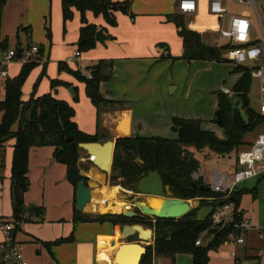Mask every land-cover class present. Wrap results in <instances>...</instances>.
Returning <instances> with one entry per match:
<instances>
[{"label":"trees","instance_id":"obj_1","mask_svg":"<svg viewBox=\"0 0 264 264\" xmlns=\"http://www.w3.org/2000/svg\"><path fill=\"white\" fill-rule=\"evenodd\" d=\"M260 1V0H259ZM7 0H0V12ZM80 15L81 27L77 41V49L87 52L96 46L95 35L98 28L87 23L85 13L91 12L95 17L101 16L108 26H115L116 13L133 17L131 2H115L113 0H61V12L63 29L65 24L73 17V11ZM168 21L177 29V35L182 40L183 52L178 58L186 62L207 61L225 62L222 55L233 48L230 43L220 47L206 46L200 34L187 29L184 25V16L175 13L168 16ZM6 44H0V50H6ZM228 62V61H227ZM114 63L112 61H99L89 66L86 76L79 72L74 76L84 83L85 95L98 115L104 110H124L125 103L108 101L100 93L99 86L102 82L112 79ZM35 63L23 64L19 73L14 78H6L3 83L4 95L0 101V154L5 150V144L14 140L12 146V160L10 167V198L15 221L12 232L14 237L18 231V224L26 221L25 213L30 212L42 223L44 208L35 207L30 210L25 207L24 195L29 190L28 179V154L32 147H52V161L66 167L68 182L72 185L76 197V187L81 181L87 186L88 178L80 174L78 159L80 143H104L108 136L100 135L97 131L94 135L82 133L74 122V109L62 100L56 99L52 94L36 96L37 83L34 84L30 98L22 100V87ZM65 69L64 64H59V71ZM232 73L240 74L232 88L233 99L216 93L217 110L220 111L222 121L216 123L224 133V139H218L212 132L202 129V121L199 119L171 118V130L176 134L175 139L160 137H127L117 138L114 141L113 162L111 174L108 176L111 186L119 185L124 189L137 193L138 182L150 172H157L170 193V198L181 200H199L195 208L208 206L210 202L216 203L221 195L214 194L211 190L200 191L191 186V174L199 169V162L189 151H208L219 157H224L237 152L245 145L243 138L253 132L264 123V118L249 105L248 94L250 91L251 77L247 68L236 66ZM43 75V74H42ZM41 75V76H42ZM88 75L90 78H88ZM63 85L59 81L50 83L51 90ZM239 102L241 111L247 121V126L240 129L232 122V108L235 102ZM69 136L72 141L65 143ZM200 186H209L202 179L195 181ZM256 190H234L225 203H232L235 209V223L242 219L239 204L241 197ZM28 221V220H27ZM73 223H110L120 228L124 226L140 225L148 226L153 231L152 244L146 246V252L141 257L140 264H152L154 257H169L173 259L177 254H188L192 257V264H207L209 252L216 251L228 241L230 234H237L233 224L222 229L210 226V216L205 222L195 220L194 215L183 216L178 219H154L147 216L126 218L122 214H84L76 210V201L73 202ZM145 224V225H144ZM202 237V244L196 246L195 242ZM73 241L72 235L58 239L46 246L50 249L55 245ZM133 240L128 238L127 243Z\"/></svg>","mask_w":264,"mask_h":264},{"label":"crops","instance_id":"obj_2","mask_svg":"<svg viewBox=\"0 0 264 264\" xmlns=\"http://www.w3.org/2000/svg\"><path fill=\"white\" fill-rule=\"evenodd\" d=\"M113 1L117 2L121 0ZM209 2L210 0H197V13L189 16H207L211 25V31L205 33L203 29H197L192 26L185 27L191 31L199 33L202 42L206 46H224L227 42L222 41L221 38V40L216 38V34L221 27V20L209 12ZM132 9L136 14V18L132 21L129 20L126 15L121 13L115 14L119 25L116 27V24L112 28L113 30H111L110 34L102 28V24L105 22L101 16L95 17L91 12L85 13L87 23L95 25L98 28V31L101 30L106 36V40L103 44L96 42L95 49L98 50L90 54L91 59L96 61L100 56L103 58L113 57L117 62L116 65H113L112 79L107 82L109 83L110 88L115 90L117 97L101 95L105 100L113 101V99H117L125 103V109L122 111L104 110L100 112L98 115V124L97 111L92 106L95 112V129H89L87 132L90 133L88 134L94 135L98 131L100 135L108 137L114 136L115 138L116 136H121V134L115 131V127L119 126L127 129L129 137H159L162 132V127L166 129L167 126H171L170 119L172 117L199 119L202 121L203 130L212 133L215 132L214 129H209L207 124H205L207 118H209L207 115L208 113H206L208 109L202 110L201 107L198 108V106H194V103H191L188 105V108H186V111L183 108H181L180 111L176 108L168 110L166 106L167 102L165 101L166 98L162 101V93L164 94L167 86L172 85L174 81V77L172 76H170L169 79L168 70H171L173 67V65L169 64L174 63V59L180 57L183 52L182 40L177 35V29L173 23L166 20L167 15L169 16V14L172 15L178 13L176 3L174 4L170 0H143L140 3L131 2V12ZM242 15L252 19L249 15ZM59 18L63 29L61 0L59 3ZM74 18L76 19L75 37L78 41L81 23L80 15L77 11H73V17L65 24L63 33H68L67 26L71 25ZM25 32L27 35L30 33L27 29H25ZM255 32L256 30L252 29L251 35L253 39H256ZM216 42L218 43V46ZM32 44V42L30 44L27 43L25 47L32 46ZM73 54H75V51H73ZM199 62L205 61L185 62V67L191 70V79H193L196 72L200 71ZM19 66L18 73L22 64L20 63ZM85 73L87 74L88 72L85 71ZM237 75L239 79L240 74ZM6 78H10V72L8 69ZM6 78L0 77L2 96L4 95L3 83ZM57 81L59 80L57 79ZM58 88L59 86L54 89L55 93ZM102 88L103 83L99 86L100 90H102ZM170 89L174 92L178 89V84L176 87H171ZM69 90H71V96H74L72 88ZM190 91L191 87L188 88V92ZM149 94H155L157 97L149 99L147 98V95ZM40 95L41 94L38 93L37 88L36 96ZM63 99L67 100L65 98H62V100ZM22 100L26 101L23 95ZM212 105L213 103L209 109L214 110ZM250 107L257 112L258 100L257 106L252 107L250 105ZM74 122L76 124L78 123L76 113L74 115ZM211 122L213 123V121ZM215 135L221 140L224 139V133L222 138H220L216 132ZM251 143L252 142L245 143L242 148ZM13 144L14 140L8 141L5 144L4 151L5 153L7 151L8 154L7 163L9 179ZM53 151L54 149L52 147H32L29 150L27 176L29 181L31 180L33 185H35V191L33 188H29L24 195V204L26 208L29 206H33L34 208L43 207L44 219L41 225L38 226L40 228L37 229V227H31L30 233L15 234L14 242L17 244L20 251H22L24 258L30 264H52L53 262H56V264H115V251L119 247V244L126 243L119 238L121 228L113 226L107 222L73 223L74 190L67 180L66 167L52 161ZM189 151L191 153L194 152L193 149H189ZM212 168L213 167L211 166H207L206 169L211 171ZM228 170L229 169L226 168L225 170L223 169L222 171H219L227 173L229 172ZM258 178L259 177L252 178L240 183L238 190L247 191L248 189H246V187L254 186L253 182L254 180H260ZM202 180L209 185L210 175L209 177L204 176ZM258 186L259 192L257 188H254L256 190L255 196L246 193L241 197L239 211H241L242 218H245L251 226V230L248 229L241 233V237L244 239L243 244H235V246L239 247L242 251L244 262L252 264H264V217L262 215H257L254 212L255 207L260 205L262 198L264 197V180L258 182ZM109 189L110 190L106 189L105 193L112 194L110 191L113 189L117 190V194L112 195L113 199H115L118 195L117 187ZM94 192L95 191L92 193ZM251 195L253 200L257 199L254 204H251L254 205L252 207L245 204L247 198ZM189 201L193 202L196 207L199 205V200L197 199L188 200V202ZM120 202L121 203L117 204H127V201H124L125 203L122 201ZM31 203H34V205H30ZM116 207L117 206L115 205V208ZM122 208L123 207H121V209ZM65 220L67 223L61 226L59 223H62ZM251 224L256 227H253ZM69 234L72 235L73 241L55 245L50 249L46 246V244H50L58 239L67 238ZM131 239L133 240L132 243H138L137 236L134 235ZM152 240L150 243H152ZM33 251H35V253H33ZM128 254L129 252H126L124 256H127ZM210 254L211 252H209L208 256ZM104 255H108L107 258L109 260L107 263L103 262L102 257ZM152 264H192V257L188 254H177L173 259L169 257H154L152 259Z\"/></svg>","mask_w":264,"mask_h":264},{"label":"rangeland","instance_id":"obj_3","mask_svg":"<svg viewBox=\"0 0 264 264\" xmlns=\"http://www.w3.org/2000/svg\"><path fill=\"white\" fill-rule=\"evenodd\" d=\"M124 1L140 3L143 0H121L117 2ZM170 1L174 4L176 3V0ZM59 3L60 0H8L0 12V44H6L7 49L4 51L25 48L27 43L30 44L31 42L33 43L32 45L37 46L41 49V57L38 60H34L31 62L35 63L36 66L31 70L24 84L22 91L24 99L28 100L30 98L32 88L36 83L38 84L37 88L39 94H52L59 100H62V98L67 99H63L62 101L66 102L74 109L76 116L78 117V129L82 133L89 135L88 133L90 132L87 131L89 129H95V112L90 101L85 95L84 83L82 81H79L73 73L79 72L83 76H86L87 74L85 73V71L90 65L92 66L99 61H112L115 65L117 62L113 57L103 58L101 56L96 61L92 60L90 54L98 50L95 49L96 46L87 52L78 51L76 46L77 39L75 37L76 19L74 18L71 25L67 26L68 33L64 34L59 18ZM221 3L225 7H227V16L230 14H246L252 17L254 14L252 7L249 5H238L234 2L227 3L226 0H222ZM254 3L260 18L264 23V9L261 5V2L259 0H254ZM132 12L133 17L130 18L128 16L129 20L131 21L136 18V14L133 9ZM166 20H168V15L166 17ZM116 22V27H118V21L116 20ZM184 25L186 27L192 26L197 29H203L205 33H209L211 31V25L208 21L207 16H184ZM113 27L114 26H108L106 23L102 24V28H104L109 34L111 30H113ZM25 29L30 31V33H28L29 35L26 34ZM258 37V34H256L255 32V38ZM216 38H219L218 33L216 34ZM221 39L219 38L218 40ZM222 41L227 42L225 39H222ZM210 47H215V45H212ZM0 51L4 52L3 50ZM73 51L80 53L79 58L74 57ZM178 58L174 59V63L169 64L173 65V67L171 68L172 72L170 69L168 70L169 79L170 76H172L174 77V81L172 85L167 86L164 94L162 93V101H164V99L166 98L165 101L167 102L166 106L168 110H170L171 108H176L178 111H180V109L183 108L186 111V108H188V105H190L191 103H194V106H198V108L201 107L202 110L208 109L206 113H208L207 115L209 118H207L205 124H207L209 129H214L216 134L220 138H222V129L216 123L211 122L214 119L215 109L212 110L209 108H211L212 103L216 102V93L222 87H226L229 90H232L238 79L237 73H232L235 66L227 61L220 63L207 61L199 62L200 71L196 72L193 79H191V70L185 67L186 63L188 62L180 60ZM59 64H64L65 69L59 71ZM19 65L20 62L18 60H13L5 65V68L10 72V78H14L18 74V70L20 67ZM57 79L62 82L63 85L59 86L57 92L55 93L54 90H51L50 83L55 80L57 81ZM102 83L103 88L102 90H100L101 94L105 96L110 95V97H117L115 90H112L110 88L109 83ZM177 84L178 89L172 92L170 88L176 87ZM258 86V82L252 79L249 91V101L252 107L257 106L259 92ZM189 87H191L190 92H188ZM70 88H72L74 96H71L69 90ZM2 97L3 96L0 80V101L3 99ZM156 97L157 96L155 94L147 95V98L149 99H154ZM228 97L230 99H233L234 95L231 94ZM113 102L123 101L113 99ZM161 131L162 132L159 136L160 138H176L175 133H173L171 130V126H167L166 129L162 127ZM215 132H213L214 135ZM262 132H264V123L256 128L253 132L246 134L243 139L244 143L253 142L256 136ZM113 138L114 136H109L107 140H113ZM193 155L199 162V170L206 177H209L211 172L206 169L207 166L218 168L221 171L228 168L229 172L234 169V152L224 157L216 156L205 150L194 151ZM7 157V151L6 153L3 152V154H0V222H5L6 220H8L7 222L15 223L13 219L11 198L9 192L10 179L8 176ZM78 166L80 168V174L88 178L87 187H89L92 192L95 191L93 196H91L90 202L87 204L83 212L84 214H120L122 210L131 209L134 201L138 199H145V197L133 192L132 190L124 189L119 185L111 186L108 180L109 177L105 176L104 174L101 175L102 182L94 178L93 175H98V170L93 167L88 155L84 151L80 152ZM258 179L260 180L257 181L260 182L264 180V176L259 177ZM257 181L254 180V186L246 187V189H248V192L252 191L254 188H257L259 192ZM29 183V188H33L35 191V185H33L31 180L29 181ZM105 187L107 190H110L109 188L112 187H117L118 189V195L115 197V199H113V197L110 195L117 194L116 189H113L115 191H113L112 194L106 193L109 199L112 200L110 202V206H117V209L115 210L111 209L110 207L107 210L98 209V205H103L104 202L102 195H105ZM167 194L169 195L168 189ZM247 194L250 195L251 193ZM120 201H127V204H124V206H119L117 203H121ZM256 201L257 199L253 200V197L251 195L247 198L245 204L252 207L254 205L251 204H254ZM189 203L192 207L196 208V205L193 204V202L189 201ZM30 205H34V203H31ZM104 207H106V205H104ZM121 207L123 208L121 209ZM27 208L29 209L30 206ZM254 212L257 215H262L264 217V197L262 198L260 205L255 207ZM24 218L26 219V221L17 225L19 230L16 232V234L30 233L31 227H37V229L40 228L38 226H40L41 223L30 212L25 213ZM65 223H67L66 220L59 224L63 226V224ZM252 226L256 227L254 225ZM142 227L144 229L152 230L148 226ZM70 235L71 234H69V236ZM1 240L2 237L0 236V243ZM200 240L202 241V237L200 238ZM151 244L152 243H150L149 245ZM210 252L211 254L209 255V261L207 264H252L244 262V255L242 254V251L231 241H227L225 244L220 246L219 250ZM33 253H35V251H33ZM232 253H234L235 257H233ZM2 263L3 262L0 258V264Z\"/></svg>","mask_w":264,"mask_h":264},{"label":"built area","instance_id":"obj_4","mask_svg":"<svg viewBox=\"0 0 264 264\" xmlns=\"http://www.w3.org/2000/svg\"><path fill=\"white\" fill-rule=\"evenodd\" d=\"M238 5H249L253 9L252 19L242 14H228L227 8L221 3L222 0H210L209 12L221 20V27L218 30L219 38L225 39L233 48L227 50L224 57L235 66L247 68L250 71L251 79L258 82V107L257 112L264 118V23L262 22L254 0H226ZM264 9V0H260ZM176 9L182 16L194 15L197 13V0H176ZM255 29L258 38L253 39L251 32ZM75 57L80 53L75 52ZM41 57L40 49L37 46L0 51V77H7L5 65L13 60H18L22 65L31 63ZM88 78L90 76L88 75ZM218 93L229 96L232 90L222 87ZM217 110V101L212 105ZM264 176V132L259 133L255 140L248 146L240 149L235 156L234 169L231 172H220L218 168H212L210 172V190L221 199H227L230 194L238 189L240 183ZM204 174L198 169L191 174V179L195 182L202 179ZM235 209L232 203H225L221 207L214 206L210 216V226L222 229L224 226L233 224V228L239 231V235L230 234L228 241L233 244H243L241 237L243 231L251 228L246 220L240 219L235 223ZM15 223L0 222V256L4 264H30L23 256L17 244L14 242L12 232ZM202 244L201 240L195 242L196 246ZM235 257L234 253H232ZM52 264H56L53 262Z\"/></svg>","mask_w":264,"mask_h":264},{"label":"water","instance_id":"obj_5","mask_svg":"<svg viewBox=\"0 0 264 264\" xmlns=\"http://www.w3.org/2000/svg\"><path fill=\"white\" fill-rule=\"evenodd\" d=\"M106 36L101 30L97 31L95 41L103 44ZM71 92V90H70ZM214 118L218 124L221 123L222 117L219 110H215ZM232 122L240 129L247 126V121L244 113L241 111L239 102H235L232 108ZM115 131L121 136H116L113 140H107L104 143H80L78 148L84 151L94 168L105 176L111 174V167L113 162L114 141L117 138L129 137L126 128L119 126L115 127ZM72 137L69 136L65 139V143L71 142ZM193 188H198L200 191H210V187L200 185L192 182ZM137 194L145 197V199H138L134 201L130 210L121 212L126 218H134L137 216H147L154 219H178L183 216L194 215L197 222L203 223L213 211L214 206L221 207L225 201L220 200L216 203L210 202L208 206L199 208L197 211L192 207L188 201L170 198L167 194L166 187L157 172H150L147 176L142 178L137 184ZM91 197V189L85 186L83 181L79 182L76 187V210L84 212L85 206L89 203ZM150 199V200H149ZM31 206L29 209L32 210ZM239 231L237 235H239ZM137 236L138 243H127L128 238ZM119 238L126 243L119 244L115 251L114 261L115 264H140L141 257L146 252V246L150 244L153 238V231L144 229L140 225L124 226L121 228ZM128 250H132V254L124 256Z\"/></svg>","mask_w":264,"mask_h":264},{"label":"bare ground","instance_id":"obj_6","mask_svg":"<svg viewBox=\"0 0 264 264\" xmlns=\"http://www.w3.org/2000/svg\"><path fill=\"white\" fill-rule=\"evenodd\" d=\"M97 172H98V173H97L98 175H93V177L96 178L98 181L102 182V176H101V175H103V174H102L101 172H99V171H97ZM105 190H106V188H105ZM113 191H115V190H112V191H110V192H113ZM93 194H94V193H92V190H91V196H93ZM104 194H105V195H102V196H103V200H104L103 205H102V204H99V205H98V209H99V210H105V209L107 210L109 207H110L111 209H114V210L117 209V208H115V207L110 206V205H111L110 202H111L112 200L109 199V197L106 195L105 192H104ZM110 194H111V193H110ZM110 196H112V195H110ZM90 199H91V197H90ZM149 200H150V199H149ZM89 202H90V201H89ZM104 205H106V207H104ZM86 206H87V205H86ZM86 206H85V207H86ZM119 206H124V205H119ZM84 210H85V209H84ZM129 210H130V209H129ZM123 211H125V210H122V212H123ZM128 252H129L128 255H130V254H132L133 251H132V250H128ZM107 257H108V255H104V256L102 257L104 263H107V262H108L109 259H108Z\"/></svg>","mask_w":264,"mask_h":264}]
</instances>
